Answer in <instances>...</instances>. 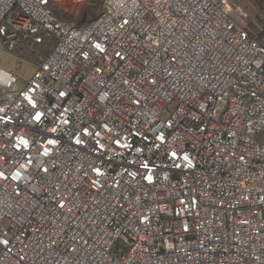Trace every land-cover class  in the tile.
Wrapping results in <instances>:
<instances>
[{"label": "built area", "instance_id": "2783aa9c", "mask_svg": "<svg viewBox=\"0 0 264 264\" xmlns=\"http://www.w3.org/2000/svg\"><path fill=\"white\" fill-rule=\"evenodd\" d=\"M230 0H0V264H264V31Z\"/></svg>", "mask_w": 264, "mask_h": 264}, {"label": "rangeland", "instance_id": "374dc122", "mask_svg": "<svg viewBox=\"0 0 264 264\" xmlns=\"http://www.w3.org/2000/svg\"><path fill=\"white\" fill-rule=\"evenodd\" d=\"M243 11L241 21L250 31H264V0H230ZM61 14L76 23L89 21L102 7L103 0H55ZM54 39L46 36L41 43L28 42L17 46L14 52L0 55V66L12 70L24 85L31 76L37 58L48 52Z\"/></svg>", "mask_w": 264, "mask_h": 264}, {"label": "bare ground", "instance_id": "6f19581e", "mask_svg": "<svg viewBox=\"0 0 264 264\" xmlns=\"http://www.w3.org/2000/svg\"><path fill=\"white\" fill-rule=\"evenodd\" d=\"M57 5V4H56ZM57 7V6H56ZM58 8V7H57Z\"/></svg>", "mask_w": 264, "mask_h": 264}, {"label": "crops", "instance_id": "0c3cea01", "mask_svg": "<svg viewBox=\"0 0 264 264\" xmlns=\"http://www.w3.org/2000/svg\"><path fill=\"white\" fill-rule=\"evenodd\" d=\"M252 32H255V31H252Z\"/></svg>", "mask_w": 264, "mask_h": 264}]
</instances>
